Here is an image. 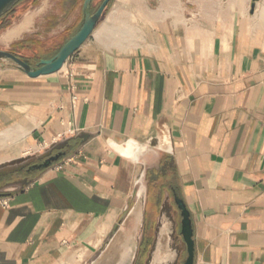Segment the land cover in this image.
Returning <instances> with one entry per match:
<instances>
[{"label":"crops","instance_id":"crops-1","mask_svg":"<svg viewBox=\"0 0 264 264\" xmlns=\"http://www.w3.org/2000/svg\"><path fill=\"white\" fill-rule=\"evenodd\" d=\"M83 2L21 0L0 49L36 68L51 52L44 24L72 37ZM250 3L112 0L60 71L0 61V264L93 250L137 208L143 257L165 202L179 214L173 194L193 264H264V0ZM43 143L63 156L27 174Z\"/></svg>","mask_w":264,"mask_h":264},{"label":"rangeland","instance_id":"rangeland-1","mask_svg":"<svg viewBox=\"0 0 264 264\" xmlns=\"http://www.w3.org/2000/svg\"><path fill=\"white\" fill-rule=\"evenodd\" d=\"M37 1L38 0H36V2ZM102 1L103 0L101 1L94 0L96 6L95 8H98L99 7L98 5H100ZM15 9L16 10H13L12 12L4 16V18L0 21V29L7 26L10 23L11 19H14L16 17L17 13L24 12L27 9V6L25 3H23L21 5H18ZM104 19H105V14L100 19L96 29L102 24ZM53 23L54 22H47L44 24V28L45 29L48 28L47 29L48 31H45L44 33L47 32L50 33L51 35L50 38L44 39V41L47 42L48 46L50 47L49 49L51 52L46 55L49 58L53 57L62 47V45L71 38L68 37L69 34L66 33V31L57 30L55 27L56 25H53ZM52 29L55 31L56 34L51 33L52 31L50 30ZM38 155L39 154L28 155L26 159L27 160L34 159ZM6 176L0 175V181L5 179ZM180 220H181L180 216L179 214H176L175 209L169 203L165 202L163 208V214L161 218L159 219L153 231H151V233L148 234V239L150 243L148 245L146 254L143 257H140L141 260L138 256V252L140 248L139 246H140L141 234L143 229L141 226H139L140 222L134 224L133 217L129 218L126 216L120 223L117 224V229L112 230L109 233L108 236L111 237V240L109 244L102 251H100L101 245L103 244V241L107 238H105L101 242L102 244L100 243L98 246H96L95 249L90 251H83L82 245L74 246L70 248L68 252L65 254V256L59 261H57L55 264H93L94 262L98 261L101 257H103L104 254H106V256H109L110 258L115 259L117 258L121 245L124 244L126 241L132 246L133 249L132 259L129 264H149V263L151 264L152 263L151 258L153 259L154 256L153 253L156 251V248L162 239L161 238L162 226L165 221L168 223V227H169V236H170L169 246L170 249L175 252V260L168 264H183V262L186 259V251H185V245L180 237ZM103 229L104 227H102L98 231L97 240H99V238L102 236ZM109 264H113V262L110 261Z\"/></svg>","mask_w":264,"mask_h":264},{"label":"water","instance_id":"water-1","mask_svg":"<svg viewBox=\"0 0 264 264\" xmlns=\"http://www.w3.org/2000/svg\"><path fill=\"white\" fill-rule=\"evenodd\" d=\"M21 0H0V18L7 14L17 5ZM93 0H84L83 2V20L80 30L73 35L58 52L49 59H42L36 68H33L24 60L20 59L13 53L7 50L0 49V61L10 63L17 67L21 72L26 74L30 78H37L39 76L50 75L58 72L66 64L67 60L86 42V40L93 34L97 24L99 23L107 5L112 0H103L96 11H91V4ZM259 0H251L250 11L252 12L255 3ZM54 149H60V146L55 144L47 151L43 152L37 158H44V161L35 166L36 169H44L49 167L53 162H57L63 153L58 152L51 155ZM5 193L0 190V197ZM174 204L179 211L180 215V237L185 245L186 259L183 264H193L194 259V243L192 239V227L189 211L187 210L184 201L177 195L173 194ZM123 220L121 218L119 223ZM117 229V226L114 230ZM111 237H108L101 245L100 251H102L110 242Z\"/></svg>","mask_w":264,"mask_h":264},{"label":"bare ground","instance_id":"bare-ground-1","mask_svg":"<svg viewBox=\"0 0 264 264\" xmlns=\"http://www.w3.org/2000/svg\"><path fill=\"white\" fill-rule=\"evenodd\" d=\"M137 149H138L137 151H139L140 147L137 146ZM131 152H133V151H131ZM124 155H129V154L126 153ZM132 212H133V214H132L133 222H134V224H137L141 220L140 209L137 208ZM161 236H162L161 242L157 246L156 251L153 253L154 256H153V259L151 258V260H152L151 264H168V263L173 262L175 260V252L173 250H171L170 246H169V242H170L169 227H168V223L166 221L164 222V224L162 226V235ZM113 241H114V239H113ZM132 252H133L132 246L126 241L124 244L121 245V248L118 252L117 258H115V259L110 258L109 256H106V254H104L103 257H101L98 261L94 262L93 264H109L110 261H112L113 264H129L131 259H132Z\"/></svg>","mask_w":264,"mask_h":264},{"label":"trees","instance_id":"trees-1","mask_svg":"<svg viewBox=\"0 0 264 264\" xmlns=\"http://www.w3.org/2000/svg\"><path fill=\"white\" fill-rule=\"evenodd\" d=\"M51 58H52V57H51ZM164 172H167V174H168V173H171V175H173V168H172V166L165 167V168L163 169V173H164ZM153 184H155V182H153ZM164 186H165V187H163V190L166 191V186H167V187H169V188L172 190V192L176 193L175 187H174V186L172 185V183L170 182V179H166V180H165Z\"/></svg>","mask_w":264,"mask_h":264},{"label":"built area","instance_id":"built-area-1","mask_svg":"<svg viewBox=\"0 0 264 264\" xmlns=\"http://www.w3.org/2000/svg\"><path fill=\"white\" fill-rule=\"evenodd\" d=\"M50 147H51V144H45V143H43V144H41V145L38 146V150L36 152H34V153H30L29 152L28 154L29 155H31V154H38L40 152L43 153V152L47 151Z\"/></svg>","mask_w":264,"mask_h":264},{"label":"flooded vegetation","instance_id":"flooded-vegetation-1","mask_svg":"<svg viewBox=\"0 0 264 264\" xmlns=\"http://www.w3.org/2000/svg\"><path fill=\"white\" fill-rule=\"evenodd\" d=\"M51 155H52V154H51ZM44 159H45V157H44L43 159L39 160L38 163H36V164L33 163V164H31V165H28V166L24 169L25 172L28 174V173H30L32 170L36 169L35 166L38 165V164H40V163H42V162L44 161Z\"/></svg>","mask_w":264,"mask_h":264}]
</instances>
